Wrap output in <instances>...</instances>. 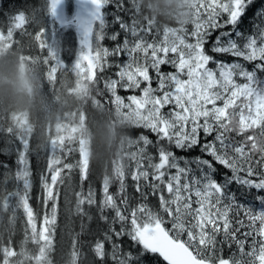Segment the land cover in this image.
Returning a JSON list of instances; mask_svg holds the SVG:
<instances>
[{"label": "snow or ice", "instance_id": "obj_1", "mask_svg": "<svg viewBox=\"0 0 264 264\" xmlns=\"http://www.w3.org/2000/svg\"><path fill=\"white\" fill-rule=\"evenodd\" d=\"M254 3L202 0L193 28L166 31L160 40L152 23L137 22L129 0H44L46 19L59 27L54 35L67 34L75 48L70 58L75 70L103 80L133 126L155 136V141L145 134L133 139L132 166L118 167L115 193L107 181L100 185L99 212L105 223V207L113 212L112 225L118 221L120 228L103 234L96 264H109L105 250L113 256L119 250L118 264H264V27L247 36L237 31ZM17 16L15 24L0 30V38L29 35L25 14ZM47 32L41 26L30 35L43 54L54 57ZM106 40L113 45L106 46ZM61 60L69 63L62 57L46 60L53 79ZM119 89L138 94L125 101ZM174 149L199 154L186 159ZM15 155L24 199L35 214L32 164L26 166L22 144ZM5 156L0 151V158ZM7 167L0 159V169ZM46 171L39 199L48 222L52 207L58 220L59 207L54 183L50 191L56 177L50 167ZM129 175L141 201L134 207L126 187ZM89 179L85 169L84 183ZM88 194L89 206L95 205L91 187ZM150 196L158 199L159 211L149 207ZM125 236L136 246L128 255L123 254Z\"/></svg>", "mask_w": 264, "mask_h": 264}, {"label": "trees", "instance_id": "obj_2", "mask_svg": "<svg viewBox=\"0 0 264 264\" xmlns=\"http://www.w3.org/2000/svg\"><path fill=\"white\" fill-rule=\"evenodd\" d=\"M181 1L129 0V4L135 10L137 22L152 23L153 27L159 30L158 37L162 40L163 34L167 30L178 29L179 27L193 28L195 21H197L198 10L202 11L199 8L202 0H192L187 5H182ZM39 2V0H2V3L7 7L6 13H18L31 6L37 8ZM261 12H264V0H255L254 5L247 10L240 21L237 31L247 36L253 34L258 27H264V16L260 15ZM227 30L231 31V28ZM156 36L154 31L152 38H156ZM24 42L26 43V41ZM29 45L30 43L27 42L26 47ZM105 45L112 46L113 42L106 40ZM29 57L34 58V61L27 65V73L32 76L37 84L36 89L32 91L31 108H29L30 123L25 128V134L29 135L26 138V143L32 147L40 143L37 138L38 135L46 133L47 129L49 131V125L52 123V116L58 104L52 94V80L49 72L47 75L45 71L41 57L39 58L34 50ZM218 58L232 59L227 56ZM17 59L3 60L5 64L3 62L2 64L5 70L0 71V80L10 79L14 75ZM210 67H215V65H210ZM166 70L173 71L169 66H164V71ZM113 72L114 69L109 70L105 75H112ZM83 99L88 104L90 103L88 105L89 110L92 103L96 110L98 109L103 113L105 125L102 126L101 130L92 128L93 135L89 128L86 135L84 133L88 120L83 122L80 129L68 138L70 140L77 137V139L74 141L64 140L63 145L57 147L51 164L46 163L45 157L42 156L40 158L37 155L29 157L26 166L27 162L30 161L34 187L32 204L35 208V214L28 208L24 199L25 192L21 188H19V198L21 199L18 200L14 197L8 201L0 199V254L5 255L6 264H24L28 260H31L32 264H96L99 255L97 245L102 243L103 234L120 228L118 221L114 226L112 225L114 213L107 210L106 207L103 217H107L108 222H104L99 212V208L103 206L101 200L99 203L96 201L94 206H89L92 199L88 194L89 187L92 189V183L93 185L96 183L95 186L98 188L100 185L98 182L101 179V184L107 181L111 185L110 190L115 193L118 189L117 169L115 167L118 139L121 141L124 139L133 140L138 139L140 134H145L155 141V136L147 129L135 128L131 123L120 119L117 114L118 108L115 107L110 95L106 92L103 80L97 82L92 79L88 94ZM7 102V99L0 100V112L4 109V115L12 103L11 101L10 103ZM1 114L0 129L3 131L11 130L10 132L14 133L15 126L10 124L8 127L7 124L1 122L3 119ZM95 119L99 120L101 117ZM18 132L21 134L19 129ZM107 133H110L111 139H108ZM80 137L85 140L83 143L88 141L90 144L87 160L83 158L84 147L83 143L79 142ZM16 139L18 138L16 137ZM174 151L178 156H184L186 159H194L199 154L198 149L192 152H184L179 149H174ZM0 159L4 160L8 166L7 169L12 167L16 169V159L12 155ZM48 167L51 168V175L56 177L54 181L50 179V191L51 184L54 183L55 191L58 193L59 211L57 220L55 208H50L48 222H45L43 205L39 199V184L42 172L45 176L49 175L46 171ZM192 167L195 168V165L193 164ZM85 169L89 170L90 175L87 183L83 181ZM68 179H70L68 186L72 196L70 192L69 195L66 193L63 195L62 191V184ZM234 188L235 186L229 189V194L234 192ZM150 200L153 201L152 204H149ZM147 203L159 207L158 199L155 197L150 196ZM257 210H259L258 207ZM166 226L169 227V224ZM43 234L44 236H42ZM184 238L186 239V236ZM123 241V254L128 255V248L135 249L136 246L127 236L123 238ZM116 251L117 254L113 256L111 251L105 250L109 264H118L121 259L119 250ZM232 251L235 252L236 249L233 248ZM225 253H228L227 246H225ZM109 255L112 257L110 258ZM114 257L117 260L111 262Z\"/></svg>", "mask_w": 264, "mask_h": 264}, {"label": "rangeland", "instance_id": "obj_3", "mask_svg": "<svg viewBox=\"0 0 264 264\" xmlns=\"http://www.w3.org/2000/svg\"><path fill=\"white\" fill-rule=\"evenodd\" d=\"M39 1L41 2V0ZM191 2L192 0H182L181 4L187 5ZM30 8L31 9L27 12V21H28L27 33L29 35H25V38L28 37V39H24V37L21 38L22 34L19 32L17 33L18 35L14 38L5 35L3 38L0 39V58L2 56H6L5 59L7 60L9 59L16 60L18 55L13 53L14 49L16 48L19 49L23 46L24 48L27 49L32 47L36 52L37 56L42 58L43 63L49 70V76L52 80L51 81L52 94L54 95V99L56 100L58 105L56 111L52 116V123L49 125V131L47 129L46 133L42 135H38L37 138L39 139L40 143L35 144L34 146H32L31 144L32 147H30L26 143V138L29 135L25 134V128H27L28 124L30 123L29 120L30 118L29 108H31L30 99L27 98L26 102L22 106L14 105L13 103H10V101L8 100L7 103H10L11 106L5 115L3 114L4 109L1 110L0 113H2L1 116H3L1 122L7 124L8 127L10 126V124L14 125L15 129H14V133H11L10 132L11 130L3 131L2 129H0V141H2L4 145L3 149L0 150H3V152L7 155H12V157H15L16 159L15 153L17 152L19 145L22 144L24 150L28 154L27 160H29L30 156L37 155L38 158H40V156L45 157L46 163L51 164L52 162L51 160L54 159V155L56 153L57 147L59 145L62 146L64 140L65 141L69 140L68 138L70 136H73L77 132V130L80 129V126L82 125L83 122L88 120L86 125L87 128L84 133L87 135L89 128L91 134H92V128L93 129L99 128L101 130L102 126L105 125V121H104L103 113L101 111H98V109L96 110V108H94V105H92V103H91V109L89 110L88 105L90 103L88 104L83 99L85 95L88 94L89 84L92 81L93 76L91 71H89L87 74L78 73L73 66L75 64V60H73L72 63H70V58L74 59L75 48H73L72 46L69 45V43H67L68 40L67 34H63L61 32L59 35H54V30L55 31L57 30L52 26L54 25L53 22L51 20L50 21L46 20V18L43 16V14H45L43 8L41 6L37 8L35 7L33 8L31 6ZM15 15L17 14H13L11 17L8 18L6 22H4L3 28L8 27L9 23L15 24L16 21L13 19ZM24 22L25 21L23 20L20 21L21 24H23ZM41 26L47 27L48 29V32L46 34V43L50 47V49L54 51L55 53L54 57L51 54L49 55L43 54L40 46L30 35L33 31L37 30ZM3 28L0 27V30H2ZM185 29H191V28L179 27L178 29L175 28V29L167 30V32L182 33ZM23 39L27 40L26 43L27 42L30 43L28 47H26V43L24 42ZM60 57H62L65 61L69 63H66L63 60H61L59 65V71L56 74L55 79H53L50 75L51 70L49 65L46 63V60L47 59L58 60L60 59ZM24 59L25 57H23L21 61H23ZM17 61H18L17 64H19L20 60L17 59ZM2 62L3 60L1 61V63ZM3 63L5 64V62ZM22 71L23 70L21 69L20 72L16 74H19L20 77H23L24 73ZM166 71H170V70H166ZM118 94L121 95V97L124 98L125 101H127L128 95L138 94V93L125 91L124 89H119ZM81 99L83 100L81 101ZM110 99L115 104V107L118 108L117 114L120 117V119L129 122L133 125V122L128 118L126 111H124L122 107L118 105V102L115 100V98L111 97ZM90 116H92V118H89ZM97 117H101V119L99 120L95 119ZM18 129L21 131V134L18 132ZM16 137L18 139H16ZM107 137L108 139H111L110 133H107ZM76 139L77 137L72 138L69 141H74ZM84 141L85 140H82V138L79 139V142L83 143ZM132 142L133 140L131 139H124L122 141L118 139V141L116 142V151H117L116 163H115L116 169H118L120 165H124L125 167H127L128 165L132 166V162H130L129 159L130 151L135 150L134 147L130 148ZM89 146L90 144L88 143V141L83 143V147H84L83 158L85 160H87L88 157ZM68 184H70V179H68V181L66 180L62 184L63 195L65 193L66 195L67 194L69 195V192L71 193ZM99 184L100 185L103 184V183L101 184V179H99L98 185ZM95 185H93L92 183V191L96 193L95 199L99 203V201L101 200L100 185L98 188ZM126 187L128 193L132 197V200L130 202L131 206L134 207L141 201L139 195L134 192L133 182L131 181L130 175L127 177ZM19 188H21L22 191L25 192L23 184L20 182V178H18L16 169L13 167L9 169H2L1 180H0V199L4 201H8V199L12 197L18 200L21 199L19 198L20 197ZM165 195L167 194L165 193ZM152 202L153 201L150 200L149 204H152ZM149 207H151L154 211H159V207L155 205H149ZM164 215H165V219L167 220L168 218L166 214ZM170 227L171 224H169V228ZM42 236H44V234ZM109 257L111 258L112 256L109 255ZM112 259L113 261L111 262L117 260L116 257ZM0 264H6L5 255L0 254ZM24 264H32V263L31 260H28Z\"/></svg>", "mask_w": 264, "mask_h": 264}, {"label": "clouds", "instance_id": "obj_4", "mask_svg": "<svg viewBox=\"0 0 264 264\" xmlns=\"http://www.w3.org/2000/svg\"><path fill=\"white\" fill-rule=\"evenodd\" d=\"M4 70V65L0 63V71ZM36 87L37 84L30 74L26 73L23 77L14 74L10 79L0 81V100L7 99L14 105L22 106L30 95V90L34 91Z\"/></svg>", "mask_w": 264, "mask_h": 264}, {"label": "flooded vegetation", "instance_id": "obj_5", "mask_svg": "<svg viewBox=\"0 0 264 264\" xmlns=\"http://www.w3.org/2000/svg\"><path fill=\"white\" fill-rule=\"evenodd\" d=\"M1 5V4H0ZM43 5H44V3L43 4H39V5H37L38 7H42L43 8ZM3 6L5 7V8H7L6 7V5L5 4H3ZM43 16L46 18V16H45V14H43ZM10 17V14L9 15H7L4 19H2L1 20V22H0V27H2L3 28V25H4V22H6L7 20H8V18ZM15 20V19H14ZM46 20H48V21H50L51 20V18H47ZM16 21V20H15ZM56 27H58V25H56ZM59 28V27H58ZM18 34H16V36H17ZM15 36V37H16ZM22 36H23V34H22ZM1 39V38H0ZM26 39V38H25ZM24 40V39H23ZM22 40V41H23ZM24 41H27V40H24ZM35 44V43H34ZM24 47V46H23ZM23 47H21V48H16L15 50H19L20 52H22V53H19L18 54V56H17V58L20 60V62H19V64L22 62L21 61V59H23V57H25V58H27V57H29L30 55H31V53H32V51L34 50L32 47H31V49H32V51H31V49H23ZM31 51V52H30ZM18 65V64H17ZM15 68H16V65H15ZM14 74H16V70H15V73ZM31 91V90H30Z\"/></svg>", "mask_w": 264, "mask_h": 264}]
</instances>
